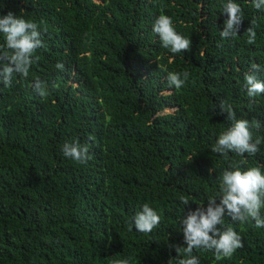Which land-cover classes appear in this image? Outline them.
I'll list each match as a JSON object with an SVG mask.
<instances>
[{"label": "trees", "instance_id": "obj_1", "mask_svg": "<svg viewBox=\"0 0 264 264\" xmlns=\"http://www.w3.org/2000/svg\"><path fill=\"white\" fill-rule=\"evenodd\" d=\"M227 2L0 0V16L36 22L45 45L27 78L0 83V264H178L185 256L176 247L186 246L180 220L218 197L222 173H264V143L255 155L211 151L234 123L221 101L236 119L258 122L253 138H264V94L250 98L245 85L246 74L264 81L253 69H264V8L233 0L243 21L236 37L222 38ZM160 14L190 40L188 51L171 53L150 30L133 33ZM169 72L189 77L177 90ZM37 78L45 97L33 88ZM66 142L87 146L86 165L63 156ZM145 203L160 217L150 233L133 222ZM218 227L236 231L243 247L222 260L194 249L199 264H264V227L227 215Z\"/></svg>", "mask_w": 264, "mask_h": 264}, {"label": "clouds", "instance_id": "obj_2", "mask_svg": "<svg viewBox=\"0 0 264 264\" xmlns=\"http://www.w3.org/2000/svg\"><path fill=\"white\" fill-rule=\"evenodd\" d=\"M255 9L264 8V0H252ZM240 6L228 0L223 6L222 14L227 19L224 21L222 38H234L238 35L243 16ZM255 20L250 22L246 29L247 43L256 41ZM137 36H146L149 30L159 38H155L157 45L176 54L188 51L190 40L180 35L173 26L171 17L160 14L150 27L133 28ZM0 34L5 38V45L0 48V83L5 87H11L15 76L27 78L29 69L35 62L34 54L45 45L41 39V31L36 22L25 20L12 12L0 16ZM56 69L63 70L64 65L57 62ZM254 71H264L259 65H253ZM189 77L188 72H169L167 82L170 88L180 89ZM247 96L252 98L264 94V81H260L254 74L245 75ZM33 88L41 97L48 95L45 82L39 78L33 81ZM221 113H227V119L234 123L221 132L213 144L211 151L225 158L229 152L244 156L245 153L255 155L260 151L259 146L264 143V138H253L251 128L259 127L258 122H250L246 119H236V114L230 105L224 101L220 103ZM62 154L65 158L81 165H86L89 160L87 146H81L78 142H66L62 146ZM219 198V203H217ZM183 205L190 202L187 197H180ZM264 208V173L260 168L251 167L247 170L234 168L225 170L219 178L218 197L211 198L207 207L198 205L194 211H190L186 217L180 220L185 247H176L179 255L183 252L185 258L178 260V264H199L194 256V249L212 251L216 260L231 258L237 249L243 247L241 236L232 228L218 227L224 224L225 215L232 221L240 224L249 220L255 222L256 228L264 227V218H261V209ZM134 227L140 233H150L160 222L157 212L145 203L142 210L133 217ZM116 264H129L127 259L116 261Z\"/></svg>", "mask_w": 264, "mask_h": 264}]
</instances>
